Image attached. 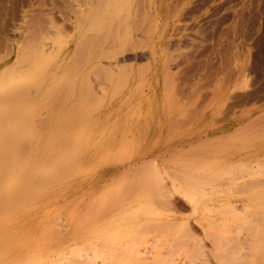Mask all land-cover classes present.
Masks as SVG:
<instances>
[{
    "label": "rangeland",
    "instance_id": "obj_1",
    "mask_svg": "<svg viewBox=\"0 0 264 264\" xmlns=\"http://www.w3.org/2000/svg\"><path fill=\"white\" fill-rule=\"evenodd\" d=\"M89 1L0 0V136L7 133L12 144L11 149L9 145L7 149L6 146L0 148V152L4 150L0 153V160L7 166V171L0 173V209L5 208L3 213L0 212V240H8L3 244L0 242V247L4 249L0 251V260L6 255L4 253L11 252L8 255L24 256L21 255L19 264H71L80 254L86 259L105 261V264H134L136 250L145 249L147 254L156 252L162 255L154 264H174L176 259L185 255V251L177 247L170 252L171 242L155 236L145 225L170 223L167 228L174 230L176 222L179 223L177 231L191 230L196 239H202L200 246H207L205 251L209 252L210 258L205 264H223L219 261L220 255L234 259L233 254L219 252L222 246L230 244H226L225 240L244 239L248 242H243L252 247L255 241L252 237L256 234L252 230L257 232L264 227L261 226L264 221V195L261 194L264 185L252 190L247 187L248 192L243 185L248 181H263L264 174H261L264 166L258 170L261 172L259 177L254 173L256 178L251 177L254 179L250 180L247 175H251L256 168L248 165L245 170L241 168V163L219 166L217 161H221L227 153L222 155L219 151H227L230 147L218 148L210 157L212 159L208 158L215 163L206 159L208 162L203 161V166L195 169L203 176V182L206 181L199 185L201 192L197 189V193L189 194L175 188L177 192L171 194L167 203H155L151 198V201L147 199L145 192L137 193L130 182L132 175L121 172L122 167L127 168L130 163L145 156L148 166L145 165L144 174L158 172L154 177L159 174L163 184L179 181L177 174L180 169L176 168L200 159V155L193 153L190 156L178 154L180 158L167 155L192 126L185 128L179 123L183 113L186 115L187 112L186 116H189L191 112L194 116L206 104L212 107V100L217 97L218 102L213 107L217 114L213 120L204 123L205 128L211 130L224 125L233 113L238 114L242 108L251 105L264 107V0H111L109 9L115 14L114 22L104 18L98 30L85 27L87 30L79 37L83 24L80 21L83 13L89 10ZM118 23L122 29L116 27ZM103 28L110 29L111 34L117 28L116 33L125 37L120 38V34L116 37L115 34L116 38H120L117 41L112 36L114 34H109L103 39L101 37L108 32L105 33ZM101 30L105 33L103 36ZM95 35L101 37L97 39ZM91 46L96 48L95 51ZM82 54L89 57L82 59ZM90 56L96 61L92 59L90 62ZM128 66H132L131 70ZM107 68H110L107 72L113 74V80H103ZM46 73L51 74L52 82L44 84ZM68 78L77 83L76 88ZM41 81L42 86L36 84L34 87L37 90L32 87L31 84ZM83 85L85 89H82ZM44 89L50 92L45 95L47 98L43 95ZM82 94H86L83 95L85 99L81 98ZM53 101L65 106V112L59 104L56 107L59 112L53 117L51 112L57 104ZM169 103L170 106L174 104L173 107L168 106ZM182 103L189 105L184 109ZM72 104L76 109L72 110L71 106L72 116L76 115L80 120L77 122L79 118H74L75 121H71L69 118L63 124L61 120L67 119V108ZM166 107L168 110L170 107L169 114ZM72 111L68 110V113ZM189 117H185L182 123ZM170 122L178 128H169V125L172 126ZM4 124L6 133L3 131ZM50 127L53 128L51 131ZM180 129L186 132L181 133ZM44 133L48 139H45ZM53 133L54 142L50 139ZM167 135L172 139L168 140ZM49 142L53 144L50 146ZM0 147L3 145L0 144ZM9 150L11 156L6 153ZM14 151L17 153L13 154ZM25 151L28 155L24 154ZM218 154L222 155H219L221 158ZM1 156L5 157H2L4 160ZM171 158L176 161L171 162ZM152 159H155L154 162ZM174 162L179 166L177 164L175 168ZM172 163L174 167H171ZM243 163L246 165L249 162ZM236 165L239 169L235 168ZM145 166L137 173L138 184L140 177L141 181L146 178L144 174L139 175ZM170 167L171 171L175 168L179 172L173 175L175 171L171 173ZM225 170L234 172L226 175ZM244 172L245 175H242ZM208 174L213 175L212 178ZM214 174L217 176L214 177ZM23 179L25 183H30V188L22 185ZM129 182L132 187L129 188L135 191L134 196L131 193L132 197L130 194L126 196L128 191H124ZM138 184L135 185L137 190L144 191L145 188ZM258 191L261 193L256 197ZM57 223L62 226L61 229L54 225ZM54 229L57 233L53 232ZM65 231L71 235L68 236ZM58 232L63 233L60 235ZM52 236L59 240L50 239ZM6 247H12L13 251ZM250 247L245 249V255L250 254ZM226 248L221 250L226 251ZM5 249L8 250L5 252ZM254 249L257 248L250 250L252 254Z\"/></svg>",
    "mask_w": 264,
    "mask_h": 264
},
{
    "label": "bare ground",
    "instance_id": "obj_2",
    "mask_svg": "<svg viewBox=\"0 0 264 264\" xmlns=\"http://www.w3.org/2000/svg\"><path fill=\"white\" fill-rule=\"evenodd\" d=\"M90 2V7H89V10L87 11V12H84L83 13V15H82V20L80 21V23L81 22H83V24H82V26H81V31H80V36L79 37H82V34L87 30V28H85V27H88L89 29H92V28H94V29H96V30H98L99 28H100V26L104 23V18H107L105 21H111L113 18H114V12H112L111 11V9H109V6H110V4H111V0H90L89 1ZM113 3V2H112ZM89 5V4H88ZM118 5V4H117ZM111 7V6H110ZM114 8H115V5L113 6ZM88 9V8H87ZM118 9H120V8H118ZM117 12V11H116ZM119 15V14H118ZM117 16V15H116ZM118 17V16H117ZM120 18V17H119ZM113 21V20H112ZM111 21V22H112ZM114 22V21H113ZM121 24V23H120ZM85 25V26H84ZM112 25V24H111ZM113 26V25H112ZM121 26V25H120ZM114 27V26H113ZM116 27L118 28L119 27V23H118V26H117V24H116ZM122 27V26H121ZM116 28V29H117ZM86 29V30H85ZM103 29H105V28H103ZM115 29V28H114ZM116 29L115 30H113L114 31V33H112V34H114V35H112L111 34V32L112 31H110V33H109V30L108 29H105V33L107 32V30H108V32L106 33L107 35H104L105 33L103 32V34L102 33H98L97 31V33L98 34H102V36L104 35V37H101L100 35H98V37L100 36L101 38H103V39H105V36H107V38H108V36H109V34H111L112 36H114L113 38L114 39H116L117 41H120V38H122L121 37V34L120 33H116ZM119 29H122V28H120L119 27ZM100 31V32H101ZM122 31V30H121ZM95 32V33H96ZM119 32V31H118ZM115 34H117L116 35V37H118V35L120 34V38L118 39V38H116L115 37ZM129 34H131V33H129ZM85 35V34H84ZM111 35H110V37H111ZM96 37H97V35H95ZM130 36V35H129ZM128 36V37H129ZM98 37H97V39H98ZM109 37V38H110ZM125 37V36H124ZM123 37V38H124ZM87 38V37H86ZM106 38V39H107ZM112 38V37H111ZM112 38V39H113ZM129 38H132V37H129ZM113 39V40H114ZM86 40V39H85ZM102 40V39H101ZM116 40L115 41H113V42H116ZM83 41V44L85 43L84 42V40H82ZM88 41V40H87ZM104 41V40H103ZM108 41H109V39H108ZM108 41H107V43H108ZM98 42H99V40H98ZM111 42L112 41H109V43L111 44ZM82 43V42H81ZM89 43H92V42H89ZM88 43V44H89ZM108 43V44H109ZM98 44H100V42L98 43ZM113 44V43H112ZM86 45V44H85ZM91 45V44H90ZM89 45V46H90ZM96 45V44H95ZM85 47V46H84ZM93 46H91V48H92ZM96 47V46H95ZM92 49H94L93 51H95V49L96 48H92ZM85 54V53H84ZM84 54H82V57H84V58H82V59H87L86 58V54L84 55ZM88 55V54H87ZM91 57V56H90ZM81 59V62L83 61ZM92 59H94V58H92L91 57V59H90V62L92 61ZM95 60V59H94ZM96 61V60H95ZM85 62H88L87 60L85 61ZM89 62V63H90ZM85 64V63H84ZM93 64V63H92ZM92 64H91V67L93 68V66H92ZM97 66H98V64H96ZM95 65V66H96ZM97 66L95 67V69L97 68ZM116 66H118V65H116ZM119 67H121V66H119ZM129 67V66H128ZM131 67L132 66H130L129 68H130V70H131ZM122 68V67H121ZM129 68L127 69L126 68V70H129ZM69 69V68H68ZM91 69V68H90ZM94 69V68H93ZM110 69V68H109ZM108 68L106 69V72H107V70L108 71H110ZM118 69V68H117ZM123 69V68H122ZM101 71L102 70H105V68L104 69H100ZM137 70V69H136ZM69 71V70H68ZM123 71H124V69H123ZM123 71H122V73H123ZM66 72V71H65ZM70 72V71H69ZM100 72V71H99ZM106 72H104L105 74V79H103L104 81L106 80V78L107 79H109V78H113L114 79V77H113V74L112 73H110V74H112V76H110V74H108V72L106 73ZM125 73H126V71H124ZM72 73V72H71ZM124 73V74H125ZM130 72H128V74H129ZM46 74H48L47 76H45V78H43V81H44V84H47V83H49V82H52L51 81V77L52 76H50L51 74H49V73H46ZM100 74H102V73H100ZM108 74V76L106 77V75ZM117 74V73H116ZM128 74H126V75H128ZM166 74V73H165ZM69 75V74H68ZM67 74H66V76H68ZM104 75H103V78H104ZM115 75V74H114ZM167 76H168V74H166ZM70 78H71V76H70ZM167 78V77H166ZM69 79V78H68ZM74 79H75V77H74ZM77 79V78H76ZM112 79V80H113ZM118 80L117 81H119V78H117ZM71 79H69L68 81L71 83L73 80H71ZM81 81V80H80ZM83 81V80H82ZM122 81V80H121ZM124 81V80H123ZM42 82V81H41ZM41 82H38V83H33V84H31V85H33L32 87L34 88L35 87V85L37 84L38 85V87H39V85H43V82L41 83ZM64 82H66V80H64ZM110 82V81H109ZM125 83H126V81H124ZM40 83V84H39ZM72 83H74V81L72 82ZM119 84L121 83V85L122 84H124L123 82H118ZM117 83V84H118ZM54 84V83H53ZM76 84L77 83H74V87L76 88L77 86H76ZM111 84V83H110ZM115 84H116V81H115ZM41 85V86H42ZM82 85V84H81ZM56 86V85H55ZM117 86V85H116ZM37 87V86H36ZM52 87H54V85H52ZM73 87V88H74ZM80 87V86H79ZM78 87V88H79ZM83 87L84 88H82V89H85V85H83ZM32 88V89H33ZM115 88V87H114ZM34 89H36V88H34ZM40 89V88H39ZM52 88H50L49 90H51ZM55 89V88H54ZM54 89L52 90V92L54 91ZM67 89V88H66ZM69 89V88H68ZM80 90H82L81 88H79ZM37 90V89H36ZM44 90H46V89H44ZM120 89H118V91H119ZM83 91V90H82ZM116 91H117V89H116ZM117 91V92H118ZM121 91V90H120ZM47 92H49L48 91V89L45 91V92H43V93H45V94H43L44 96L45 95H47L48 96V93ZM84 92V91H83ZM50 93V92H49ZM67 92H66V90H65V93L64 94H66ZM85 93V92H84ZM52 94V93H51ZM62 94V93H61ZM72 94V93H71ZM86 94H89V92L86 90ZM85 94V95H86ZM223 94V93H222ZM42 95V96H43ZM74 95V94H73ZM72 95V96H73ZM83 95L84 94H82V96H81V98H86V97H83ZM84 95V96H85ZM47 96H45L46 98H47ZM63 95H61V97H62ZM65 97H68V96H66V95H64ZM80 96V95H79ZM91 96V95H90ZM93 96V95H92ZM226 96V95H225ZM65 97H63V98H65ZM220 98H221V96H219ZM60 98V97H59ZM58 98V99H59ZM62 98V99H63ZM90 98H92V97H90ZM89 98V99H90ZM67 99V98H66ZM213 99V98H212ZM211 99V100H212ZM218 98L216 97V98H214V100H212L213 101V106L212 107H210L208 104H206V106H203L202 108H200V111L198 112L197 110V113H194V111H192L193 113H194V116L193 115H191V112H189L188 113V115L190 116H186L187 115V112H186V115H184L185 113H183L182 115H181V117H183V118H181V117H179V118H181L182 120L186 117V118H188L189 117V119H187L186 121L184 120V123H182V120H180L179 121V123H181L182 124V126L183 127H185V126H189V125H192L191 126V128H189L188 130H186V131H181L182 129H180V131H181V133L182 132H186L185 133V135H183L181 138H179L178 140H177V142L174 144V147L170 150V151H168V154L167 155H171V157L173 156H175L174 158H177V156H179V155H186V154H190V153H193V155L194 154H197V155H200V159H198L196 162H193V163H189V161H188V163H185V164H182L181 165V167L180 168H176V167H178L179 166V164L178 163H176V162H174V163H176V166H175V168L176 169H180V172H179V170L177 171H175L174 169L175 168H173V170L172 171H175L174 172V174L173 175H175L176 173H178L177 174V177H175V178H177L179 181H177V180H175L174 182H173V180H172V182H169V184H167L166 182V184H163L161 181V179H159V178H161L160 176H159V174H158V176L157 177H154V175L155 174H157L158 172H153L152 173V171H147L146 173H147V175L146 174H144V172H145V169H146V167L148 166V164H147V162L145 163V156H141L139 159H137V160H135V161H133L132 163H128L129 165L127 166V168H125V167H122V174L123 175H128V174H131L132 176H130V177H132V181H130V178H127L126 176H124V177H126V179H128L130 182H132L133 184H134V190H136L137 191V193H141V191H142V193L143 192H145L144 194L145 195H147V196H145V197H147V199H149V198H151L153 201L152 202H157V203H167V201H169L168 199L169 198H171V194L172 193H174V191L177 189V190H183L184 192H187V193H197V189H200V190H198V192H201V188H199L200 186V183L201 184H203V183H205L206 181H204L203 182V176H201L200 174H198L196 171H195V169L197 168V167H200L201 168V166H203L202 164H203V161H207L206 159H208V158H210V157H212V155L214 154V152L216 151V150H218V148H224L225 147V149L227 148V147H230L229 149L227 148L226 150L227 151H223V152H220L219 151V153L220 154H222V153H226V155L225 156H223L224 158H222L221 159V161H217V162H219L218 164H220L219 166H221V165H224L225 167H226V165H229V166H231V165H234V164H237V163H241L240 165L241 166H243V167H241L242 169H245V170H247L248 168V165H249V167L250 168H252V167H255L256 169L255 170H252V173H251V175H247V176H249V178L248 179H250V180H252V179H254V178H252L251 179V177H255L256 175H257V177H259L258 175L259 174H261V172H259L258 170L262 167V166H264V164L262 165V162L264 161V145H262L263 143H264V107L263 106H254V105H251V106H249V108H242L241 109V111L238 113V111H237V113L238 114H236V112L235 113H233L232 115H231V117L229 118V120L224 124V125H222V126H220V127H218V128H215V129H211V130H208V129H206L205 128V126H204V123L205 122H210L211 120H213L214 119V116L217 114V112L214 110V106H216V103L218 102V100H217ZM57 100V99H56ZM75 100V99H74ZM79 100V99H78ZM87 100V99H86ZM210 100V101H211ZM80 101V100H79ZM78 101V102H79ZM209 101V100H208ZM207 101V102H208ZM211 101V102H212ZM53 102H55V101H53ZM87 102V101H86ZM90 102V101H89ZM95 101H93V103H94ZM175 102V101H174ZM55 103H57L56 105H55V108H54V106H53V104H52V106H53V108L54 109H52L53 110V112H51L52 113V115H53V117H54V115H55V113L56 112H59L58 111V107L60 106L61 108H62V110L64 111V109L63 108H65V106H63L61 103H59L58 101L57 102H55ZM66 103V102H65ZM74 103V102H73ZM76 103H77V101H76ZM97 103V102H96ZM171 103H173V102H171ZM176 103H178V101L176 102ZM175 103V105L177 106V104ZM185 103V102H184ZM186 103H189L188 101L186 102ZM210 103V102H209ZM60 104V105H59ZM78 104V103H77ZM81 104V103H80ZM92 104V103H91ZM90 104V105H91ZM100 104L101 103H99V106H100ZM57 105H59V106H57ZM65 105V104H64ZM75 105V104H74ZM73 104L72 105H70L69 107H70V109H68L67 108V112H66V117H65V115L63 116V117H65V118H67L66 120L64 119H62L61 121H62V123L63 122H65V121H69L70 119H71V121H73L74 120V118L75 119H78V118H76L75 116H72V115H74V113H73V109L74 110H76L74 107ZM172 105H174V104H172ZM171 105V106H172ZM188 105L189 104H187V105H185V104H181V106H186V107H188ZM204 105V104H203ZM211 105V104H210ZM51 106V105H50ZM51 106V107H52ZM71 106H73L72 107V110H71ZM168 106H170V103L168 104ZM170 106V107H171ZM181 106H178L180 109H181ZM57 107V108H56ZM170 107H169V110H170ZM173 107V106H172ZM177 107V108H178ZM209 107V108H208ZM167 108V112L169 111L168 110V107H166ZM79 109V108H78ZM81 109H83L84 110V108H81ZM176 109V108H175ZM180 109H179V111H180ZM184 109H185V107H184ZM189 109H190V107H189ZM189 109H187V110H189ZM192 109L193 110H195L193 107H192ZM68 110L69 111H72V113L70 112V113H68ZM173 110V109H172ZM178 110V109H177ZM176 110V111H177ZM186 110V111H187ZM55 111V112H54ZM171 111V110H170ZM175 111V112H176ZM183 111H185V110H183ZM182 110H181V112H183ZM65 112V111H64ZM78 112H79V110H78ZM83 112V111H82ZM54 113V114H53ZM112 113V112H111ZM178 113H180V112H178ZM65 114V113H64ZM68 114V115H67ZM70 114V115H69ZM75 114H77L78 115V113H76V111H75ZM109 114V113H108ZM168 114H169V112H168ZM51 115V116H52ZM62 115H63V113H62ZM61 116V115H60ZM59 116V118H61ZM68 116V117H67ZM109 116H110V114H109ZM175 116V115H174ZM72 117H73V119H72ZM70 118V119H69ZM106 118H108V116L106 115ZM105 118V119H106ZM197 118H199V120H197ZM57 119V118H56ZM175 119V118H174ZM173 119V120H174ZM176 119H178V118H176ZM80 120V118L78 119V120H76L77 122ZM75 121V120H74ZM178 121V120H177ZM50 122H52V121H50ZM56 122V121H55ZM172 122V121H171ZM170 122V124L172 125V124H174V122L173 123H171ZM176 122V121H175ZM67 123V122H66ZM177 123V122H176ZM51 124V123H50ZM57 124H59V123H57ZM56 124V125H57ZM63 124H65V123H63ZM215 124V123H214ZM45 125V124H44ZM48 125V124H47ZM46 125V126H47ZM53 125H54V123H53ZM52 125V126H53ZM179 125V124H178ZM4 126V129H3V131H4V133H6L7 131V127H5V124L3 125ZM26 127L25 128H29L27 125H25ZM40 126H42V124L40 125ZM49 126V125H48ZM61 126V125H60ZM176 126V125H175ZM181 126V127H182ZM45 127V126H44ZM56 127H58V126H56ZM62 127V126H61ZM171 127H173V128H171ZM180 127V126H179ZM46 128V127H45ZM44 128V130H46ZM51 128L52 127H50V131H51ZM164 128V127H163ZM169 128H171V129H175V128H178V127H174L173 125L172 126H170L169 125ZM168 128V129H169ZM186 128V127H185ZM6 129V130H5ZM41 129V127H39V130ZM53 129V128H52ZM57 129V128H56ZM56 129H54V130H56ZM171 129H169L170 131H171ZM43 130V131H44ZM169 130L167 131V132H169ZM179 130V129H178ZM6 131V132H5ZM50 131H48V133L50 132ZM173 131V130H172ZM176 131H177V129H176ZM175 131V133H177ZM45 132V131H44ZM53 132V131H52ZM46 133V132H45ZM45 133L43 134L44 136H45ZM173 133V132H172ZM171 133V134H172ZM181 133H178L179 135L181 134ZM38 134H39V132H38ZM52 134V133H51ZM170 134V133H169ZM170 134V135H171ZM174 134V133H173ZM173 134H172V136H173ZM5 135V136H4ZM3 135V137H1L0 136V140L2 141V139H4V137H5V139H4V141L3 142H1L0 141V144L1 145H3V147H0V148H4V146H6L5 147V149H7V146H8V148H10V144H11V142H9L10 140V138H9V136L7 135V133L6 134H4ZM46 135H49V134H46ZM54 135H55V133H53V137L51 138V135H50V139H54L55 137H54ZM168 136L167 138H168V140L170 139H172L171 138V136ZM177 135V134H176ZM7 137H8V139H7ZM15 137V136H14ZM211 137L213 138V139H211ZM2 138V139H1ZM16 138V137H15ZM42 138H44L43 136H42ZM176 138V137H175ZM31 139V138H30ZM45 139H48L46 136H45ZM6 140V141H5ZM9 140V141H8ZM12 140V139H11ZM41 140H43V139H41ZM52 140H51V142H52ZM13 141V140H12ZM34 141H36V140H34ZM40 141V140H39ZM47 141V140H46ZM49 141V140H48ZM33 142V141H32ZM43 142H45V140L43 141ZM51 142H49V145L51 146L52 144H50ZM53 142H54V140H53ZM174 142V141H173ZM34 143V142H33ZM36 143V142H35ZM37 143H38V141H37ZM40 143H42V141L40 142ZM252 143V144H251ZM43 144V143H42ZM45 144H47L46 142L44 143V145ZM249 144H251V146L250 147H248V148H244V147H246L247 145H249ZM12 145V144H11ZM14 145V144H13ZM48 145V146H49ZM16 146V145H15ZM41 146V145H40ZM239 146H242V147H239ZM178 147H180V149L178 150V149H176V148H178ZM239 147V148H238ZM11 149V148H10ZM18 150H20V149H18ZM18 150H17V152H18ZM21 150H23V149H21ZM168 150V149H167ZM4 151V150H3ZM3 151H1L0 153H2ZM24 151V150H23ZM36 151V150H35ZM10 152V153H9ZM15 152L16 151H14L13 152V154H15ZM16 152V153H17ZM32 152V151H31ZM217 152V151H216ZM7 154H9V156H11L10 154H12L11 153V151L9 150V151H7L6 152ZM18 153H20V152H18ZM148 153V152H147ZM6 154V155H7ZM24 154H27L26 153V151L24 152ZM179 154V155H178ZM220 154H218L217 156H219ZM4 155V154H3ZM28 155V154H27ZM144 155V154H143ZM222 155H224V154H222ZM222 155H220V156H222ZM5 156V155H4ZM4 156H1V159H2V157H4ZM8 156V155H7ZM6 156V157H7ZM148 156V155H147ZM187 156V155H186ZM186 156H185V158H186ZM190 156V155H189ZM214 156V155H213ZM219 156V158H221ZM169 157V156H168ZM181 156H179L178 158H180ZM196 157V156H195ZM216 157V156H215ZM5 158V157H4ZM172 159L171 160V162H173V161H176V159ZM183 159H185L184 157H182ZM188 158V157H187ZM190 158V157H189ZM156 159V158H155ZM155 159H152L153 161L152 162H154V160ZM196 159H197V157H196ZM210 159H212V158H210ZM2 160H4V159H2ZM160 160V159H159ZM169 160H170V157H169ZM10 160H9V158H8V160H7V162H9ZM166 161L167 160H165V163H166ZM195 161V160H194ZM208 161L210 162H212V163H215V161L213 162V160H209L208 159ZM207 161V162H208ZM3 161H1L0 160V173H1V171H7V166L4 164V163H2ZM204 162V164H206V166H207V163H205ZM210 162V163H211ZM243 162H249V163H247L246 165L243 163ZM10 163V162H9ZM8 163V164H9ZM145 163V164H144ZM151 163V162H150ZM202 163V164H201ZM173 164V163H172ZM172 164H171V167H174V164H173V166H172ZM177 164H178V166H177ZM10 165V164H9ZM145 165H147V166H145V168L141 171V173L139 174L140 176H142L141 174H144V177H146L147 178V180H146V178H145V180H146V182H144L145 180H144V178H143V180L141 181V177L139 178V180H140V184H138L137 183V173H139V171H140V169L141 168H143ZM212 166H213V164H211ZM217 165V164H216ZM168 166V165H167ZM166 166V167H167ZM235 166V165H234ZM171 167H170V172L172 173V171H171ZM234 168V167H233ZM236 169H239V166H237L236 165V167H235ZM263 168V167H262ZM261 168V169H262ZM19 169H20V167H19ZM236 169H234V170H236ZM22 170V169H21ZM120 170V169H119ZM148 170V169H147ZM198 170H199V168H198ZM234 170H229V171H226L225 170V172H229L228 174L227 173H224V174H226V175H229L232 171L234 172ZM200 171V170H199ZM249 171V170H248ZM258 171V173H256ZM9 172V171H8ZM27 172V171H26ZM113 172H115V170L113 171ZM164 172V171H163ZM219 172V171H218ZM24 173V172H23ZM116 173H118V171H117V169H116ZM150 173V174H149ZM219 173H221V172H219ZM250 173V172H249ZM256 175H255V174ZM7 174V173H6ZM26 174V173H25ZM115 174V173H114ZM119 174H120V172H119ZM235 174H237V173H235ZM264 174V171L262 172V174L261 175H263ZM24 175V174H23ZM27 175V174H26ZM112 175H113V173H112ZM116 175V174H115ZM172 175V174H171ZM206 175V174H205ZM209 175V177L211 176V174H208ZM215 175V174H214ZM222 175V174H221ZM232 175H234L233 173H232ZM242 175H245V172H244V174L242 173ZM241 175V176H242ZM255 175V176H254ZM122 176V175H121ZM156 176V175H155ZM213 176V175H212ZM212 176L210 177V178H212ZM217 175H215L214 177H216ZM264 176V175H263ZM0 177H1V174H0ZM4 177V176H3ZM2 177V178H3ZM23 178L25 177V176H22ZM123 177V176H122ZM167 177H169L168 175H167ZM228 177V176H227ZM238 177V176H237ZM236 177V178H237ZM29 178V177H28ZM155 178H157V179H155ZM234 178V177H233ZM239 178V177H238ZM240 178H243V177H240ZM244 178H247V177H244ZM256 178V177H255ZM4 179H5V177H4ZM6 179H7V176H6ZM26 179H27V176H26ZM168 179H170V177L168 178ZM209 179V178H208ZM29 180V179H28ZM139 180H138V182H139ZM159 180V181H158ZM170 180V181H171ZM212 180H214V179H212ZM236 180V179H235ZM240 180V179H239ZM244 180H246V179H244ZM3 181V180H2ZM27 181V180H26ZM157 181L158 182H161V183H157ZM231 181V180H230ZM238 181V180H237ZM1 182V181H0ZM21 182H24V179H23V181H21ZM31 182V181H30ZM130 182L128 183L129 185L127 186V189H125L124 191L125 192H127L126 193V196H128L129 194H130V196L135 192V191H132V189H130V188H132V187H130ZM141 182L143 183H145L146 184V187H144L145 186V184L143 185L142 184V186H141ZM148 182V183H147ZM177 182V183H176ZM227 182V181H226ZM250 181H248L247 182V184L246 183H244L243 185L245 186V188H244V186L242 187V188H244V189H246V192H248L249 191V189H253L254 187L256 188V187H259V185H264V180L263 181H254V182H251V183H249ZM2 183V182H1ZM1 183H0V185H1ZM174 183H176L175 185H174ZM21 184V183H20ZM136 184H138V185H140V187H143V188H145L144 189V191L143 190H140L139 188V190H137V187L135 186ZM22 185L25 187V188H30L31 187V185H30V183H28V182H24V184L22 183ZM33 185H34V183H33ZM206 185V184H205ZM258 185V186H257ZM22 186V188H24ZM30 186V187H29ZM132 186V185H131ZM204 186V185H203ZM21 187V186H20ZM130 187V188H129ZM135 187H136V189H135ZM198 187V188H197ZM247 187L249 188L248 189V191H247ZM264 187V186H263ZM24 188V190H28V189H25ZM129 188V189H128ZM176 188V189H175ZM241 188V189H242ZM175 189V190H174ZM264 189V188H263ZM30 190V189H29ZM127 190V191H126ZM250 190V191H251ZM255 190V189H254ZM139 191V192H138ZM242 192H243V190H241ZM124 192V193H125ZM175 192H177V191H175ZM252 192V191H251ZM262 192V193H261ZM258 191V193H257V195H255L256 197L259 195V193H261L262 195H264V191L262 190V191ZM122 193V192H121ZM132 193V194H131ZM176 194V193H175ZM260 194V195H261ZM121 195V194H120ZM122 195H123V193H122ZM135 194H133V196H134ZM173 195V194H172ZM186 195V194H185ZM62 197V196H61ZM123 197H125V196H123ZM132 197V196H131ZM260 197V196H259ZM264 197V196H263ZM122 198V197H121ZM126 198V197H125ZM255 198V197H254ZM251 199H253V198H251ZM250 199V200H251ZM256 199V198H255ZM259 199V198H258ZM121 200H125V199H121ZM127 200H129V198L127 199ZM150 200V199H149ZM249 200V199H248ZM264 200V199H263ZM151 201V200H150ZM253 201H254V199H253ZM111 205H113V204H111ZM174 206V205H173ZM2 207V206H1ZM103 207V206H102ZM112 207V206H111ZM1 209H3V210H1ZM0 210V212H2L3 213V211H5V208H1ZM9 210V209H8ZM102 210V209H101ZM104 210V209H103ZM257 210V209H256ZM106 212L108 211V210H105ZM104 211V212H105ZM175 211V210H174ZM101 212V211H100ZM105 212V213H106ZM257 212V211H256ZM1 213V214H2ZM193 213V212H192ZM80 214V213H79ZM7 216V215H6ZM68 216V215H67ZM79 217H80V215H79ZM78 217V218H79ZM35 218V217H34ZM68 218V217H67ZM66 218V219H67ZM74 218V217H73ZM58 219H60V218H58ZM84 219V218H83ZM175 219V218H174ZM28 221V220H27ZM29 221H30V219H29ZM58 221V220H57ZM56 221V222H57ZM82 221H84V220H82ZM82 221H81V223H82ZM25 222H26V220H25ZM24 222V223H25ZM41 222V221H40ZM39 222V223H40ZM59 222V221H58ZM61 222V221H60ZM263 223H262V227L264 226L263 224H264V221H262ZM22 223H23V221H22ZM28 223V222H27ZM174 223V222H173ZM177 223L178 222H176L174 225H176V226H174L173 228H175L174 230L171 228V229H169V228H167L168 227V225L170 224V223H166L167 224V226H166V224H162L161 226L160 225H157V223H153V224H156V225H153L152 223L148 226L147 224L145 225V227H147L146 229H148V231H150L151 233H153L155 236H157V237H159V238H164V239H167V240H169L170 242H171V246H170V252H173L177 247H182L181 249L182 250H184L185 251V255L184 256H182V257H180V258H178V259H176V261L174 262V264H205V261L206 260H209V258H210V254H209V252L208 251H205V248L207 247L206 245V247H201L200 245H201V243L200 242H202L201 240L202 239H200L199 237H197V239L195 238V236L194 235H192V232H191V230H190V232L188 231V230H186V231H177L178 230V227L177 226H179V225H177ZM26 224V223H25ZM36 224V223H35ZM60 224H62V222L60 223ZM66 224H68V223H66ZM84 224H87V223H84ZM179 224V223H178ZM14 225V224H13ZM28 225V224H27ZM37 225V224H36ZM55 226L56 225H58V223L57 224H54ZM63 226H64V224H62ZM164 225V226H163ZM18 226V225H17ZM20 226V225H19ZM22 226H24V225H22ZM29 226V225H28ZM31 226V225H30ZM33 226V225H32ZM67 226V225H66ZM73 226V225H72ZM166 226V227H165ZM12 227V226H11ZM25 227V226H24ZM57 227V226H56ZM58 227H59V225H58ZM61 225H60V229H61ZM80 227H82V226H80ZM14 228V227H13ZM29 228V227H28ZM34 228V227H33ZM32 228V229H33ZM52 228H54V227H52ZM63 228H65V227H63ZM261 228V227H260ZM259 228V229H260ZM12 229V228H11ZM23 229V228H22ZM31 229V228H30ZM46 229V228H45ZM58 229V228H57ZM59 229V230H60ZM145 229V228H144ZM16 230V229H15ZM15 230H13V231H15ZM19 230V229H18ZM47 230V229H46ZM66 230V229H65ZM74 230V229H73ZM72 230V231H73ZM75 230H76V228H75ZM258 230V229H257ZM256 230V231H257ZM17 231V230H16ZM22 231V230H21ZM27 231V230H26ZM25 231V232H26ZM52 231V230H51ZM261 231H263V232H261ZM33 232V231H32ZM44 232H46V231H44ZM53 232H55V229L53 230ZM53 232H49V234L50 233H53ZM76 232V231H75ZM75 232H73V233H75ZM79 232V231H78ZM77 232V233H78ZM261 233V234H259V233ZM23 233H24V231H23ZM55 233H57V231L55 232ZM55 233H53L54 235H55ZM63 232H58V234H62ZM64 233H67L66 231L64 232ZM252 233H256L252 238H253V240H255L253 243L252 242H250V243H252L251 244V246L254 248H257V249H254L252 252H253V254L251 253V249H252V247H250V245L248 244V243H246V242H248V241H246V240H236V239H238V238H236L234 241L233 240H231V239H229L231 242H229V240H228V242L225 240V242H226V244H231V246L232 247H227V246H229V245H227V246H222L221 248H226V251H223V250H221V248H220V251L219 252H221L222 251V253H230V254H233V256H234V259H228L227 257H221V255L219 256L220 258H219V261L221 262V263H223V264H264V227H263V230L261 229V230H259V231H257V232H253V230H252ZM34 234V233H33ZM39 234H41V232L39 233ZM68 234V236L69 235H71V234H69V232L67 233ZM194 234V233H193ZM251 234V233H250ZM257 234H259V235H262V236H258ZM15 235V234H14ZM24 235V234H23ZM66 235V234H65ZM253 235V234H252ZM4 236V235H3ZM40 236V235H39ZM44 236V235H43ZM47 236V235H46ZM56 236V235H55ZM256 236H257V239L259 240V243H258V241H257V239H256ZM1 237V236H0ZM15 237H16V235H15ZM41 237V236H40ZM53 237V236H52ZM62 237V236H61ZM63 237H65V236H63ZM259 237V238H258ZM4 238V237H3ZM54 238L55 237H53V238H50V239H53L54 240ZM58 238V237H57ZM57 238H55V239H57ZM77 238V237H76ZM202 238V237H201ZM260 238H261V242H260ZM1 240H2V238H0ZM61 239H63V238H61ZM72 239V238H71ZM249 239H251L250 237H249ZM0 240V242L3 244L4 242H7L8 240H5V239H3V241L4 242H2ZM19 240V239H18ZM43 240V239H42ZM49 240V239H48ZM57 240H59V238L57 239ZM69 240V239H68ZM204 240V239H203ZM252 240V241H253ZM12 241H13V239H12ZM20 241V240H19ZM40 241V240H39ZM67 241V240H66ZM71 241V240H70ZM243 241H246V242H243ZM16 242H18V241H16ZM28 242V241H27ZM48 242V241H47ZM50 242H53V241H51L50 240ZM1 243H0V246H1ZM12 243V242H11ZM20 243H21V241H20ZM41 243V242H40ZM68 243V242H67ZM72 243V242H71ZM203 243V242H202ZM257 243V244H256ZM15 244V243H14ZM19 244V243H18ZM36 244V243H35ZM65 244V243H64ZM225 244V243H224ZM25 245V244H24ZM34 245V244H33ZM249 245V246H248ZM255 245H257V247L255 246ZM3 247H5V246H7V245H2ZM57 246V245H56ZM249 248H251L248 252H250V254L248 253V254H246L245 255V253H247V250H245L247 247ZM6 248H8V247H6ZM10 248H12V247H10ZM10 248H8L9 249V251H11L12 249H10ZM8 249H5V252H6V250H8ZM21 249V248H20ZM33 249V248H32ZM230 249V250H229ZM27 250H29V249H27ZM225 250V249H224ZM243 250H244V255H243ZM0 251L1 252H3L4 251V249H2V247H0ZM8 251V252H9ZM13 251V250H12ZM48 251V250H47ZM46 251V252H47ZM55 251V250H54ZM1 252H0V255H1ZM26 252V251H25ZM31 252V251H30ZM46 252H44V253H46ZM212 252V251H211ZM239 252V253H238ZM10 254H11V252H9ZM8 253V254H9ZM236 253H238L237 255H236ZM240 253H242V255L240 254ZM3 254V253H2ZM4 254H6V255H4ZM2 256H3V258H2V256H1V260H0V264H19V261L21 260V255L22 254H20V257L19 256H11V255H8L7 254V252L6 253H4ZM16 254H18L17 252H16ZM29 254V253H28ZM43 254V253H42ZM8 255V256H7ZM30 255V254H29ZM33 255V254H32ZM35 255V254H34ZM33 255V256H34ZM37 255V254H36ZM38 256V255H37ZM36 256V257H37ZM57 256V255H56ZM237 256V257H236ZM22 257H24L23 255H22ZM54 257V256H53ZM160 257H162V255L160 254V253H156V252H152V253H149V254H147V252H145V249H137L136 250V252L134 253V264H154L155 262H157L158 260H160ZM32 258V257H31ZM52 258V257H51ZM55 258V257H54ZM34 259V258H33ZM37 259V258H36ZM41 259V258H40ZM39 259V260H40ZM43 259V258H42ZM53 259V258H52ZM263 259V260H262ZM31 261V260H30ZM37 261V260H36ZM21 264V263H20ZM29 264V263H28ZM32 264H33V262H32ZM58 264H62V263H58ZM71 264H105V261H97L96 259H86V258H84L82 255H76V257L71 261Z\"/></svg>",
    "mask_w": 264,
    "mask_h": 264
}]
</instances>
